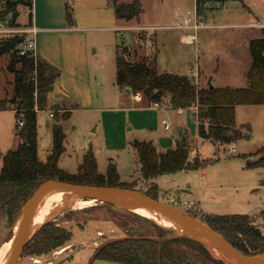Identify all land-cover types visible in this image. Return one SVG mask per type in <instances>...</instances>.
Returning a JSON list of instances; mask_svg holds the SVG:
<instances>
[{"label":"rangeland","instance_id":"obj_1","mask_svg":"<svg viewBox=\"0 0 264 264\" xmlns=\"http://www.w3.org/2000/svg\"><path fill=\"white\" fill-rule=\"evenodd\" d=\"M158 2L159 6L155 11L149 8L141 16L142 23L154 25L146 28L148 36L146 32L138 28H132L129 31L122 28L112 29L111 25H117V20L110 0L100 9L92 8L89 5L90 2L85 0H71L73 14H77L80 21L101 26L96 30L89 31L96 43L91 47V52L93 60L97 58L102 65L100 72L109 88H112V81L115 80L117 72V45H121L119 51L122 57L134 61L143 56L152 58L157 53V68L161 73L176 72L192 77L191 70L196 69L197 65L201 64L202 78L205 81L209 79V77H205V74L210 68L218 65V58L229 61L228 65L231 63V66L232 64H244L247 60L243 56L245 51L249 55L250 62L252 61L250 47L243 42V39L248 35V32L254 33V37L257 36L256 31L260 30L261 32V28L264 26V0H225L223 4L208 8L206 10L207 17L204 20L210 23L212 27L199 30L200 42L197 44L186 43L181 40V32H187L190 29L174 27V25L183 22L179 17L185 15L188 9L194 10L193 0H159ZM7 3V0H0V13L5 12V15L0 18V29H3L0 35L30 37L31 34L24 31L32 23L30 6L17 4L16 9L19 15L15 19V25H10L13 12H6L7 7H9ZM9 5L12 4L9 2ZM161 15L165 18L160 19ZM253 20L259 22L254 26L246 24ZM136 22L137 20H135ZM155 33L158 38L157 45L153 43V38H150V35H155ZM124 47H127L126 50L123 49ZM8 60L9 55H4L0 59V98L6 99L12 95L11 82L14 79V74L6 68ZM245 77L247 79V75ZM192 79L198 86L200 85L195 77ZM164 103H170L168 97L164 98ZM246 108L240 107L239 121L253 122L254 109ZM48 110L46 108L38 113L42 126V141L38 149V156L42 161L47 159L49 153L45 128L50 123L49 120H53ZM187 110L189 122L186 125V135L191 142L190 158L199 156L209 160V162L197 169H183L165 173L153 180L144 179L140 170V160L135 149L130 146L128 153H124L121 162L118 163L122 180L134 182L136 189L143 192L151 191L152 184L156 182L159 186L158 196L161 200L197 215V217H203L207 212L213 214H250L251 218L255 220V224L264 233V219L260 213L264 208V168L251 165L256 159L254 155H251V151H255L261 146L260 144L254 145V142L257 141L256 138L259 139L260 137L254 136L249 139L247 136L231 144H220L210 140L202 141L198 135V122L194 117L195 115L193 116V110L190 107H187ZM4 117L11 122V138H6V131L4 134L1 133L3 142L0 143V153H3L1 149H4L5 152L13 147L15 139H20L18 131L23 127L18 123L15 113L8 111L4 113ZM262 119L261 117L258 121H262ZM174 129L175 124L172 125V129L165 131L173 132ZM232 146H235V151L231 150ZM115 153L110 155H115ZM110 160L107 157L105 159L100 158V170L102 172L106 173ZM80 161L81 158L74 153L69 157L66 156L61 166L67 168L69 172H77ZM2 162L0 159V170ZM191 200L196 201L201 209L195 204H189L188 201ZM97 204L99 205H96V199L93 198H75L56 206L47 215L46 218L49 217L47 221L57 222L71 228L74 234L72 242L41 256L31 255L24 248L17 264H109L95 257L98 249L107 241L123 238L128 234L140 233L153 236L155 239L168 236L170 238L166 241L171 240L168 243L170 249L186 251L194 257L195 255L202 256L205 258L202 259L205 263L211 264V261L206 259L203 249L197 244L172 240L176 237L196 238L184 235V233L180 234L175 229L163 227L154 221L161 227V229L156 228L148 221L129 213L132 211L131 209L105 202ZM82 208L86 209L83 210ZM254 211L256 214H253ZM13 230L14 228L5 229L4 225H1L0 249L3 246L7 248L6 240L11 237ZM165 231V234L160 235ZM201 243L213 257L218 258L206 244Z\"/></svg>","mask_w":264,"mask_h":264},{"label":"trees","instance_id":"obj_2","mask_svg":"<svg viewBox=\"0 0 264 264\" xmlns=\"http://www.w3.org/2000/svg\"><path fill=\"white\" fill-rule=\"evenodd\" d=\"M225 0H196V9L203 15L208 8L223 4ZM6 12H13L10 25H15L19 15L17 4L29 5L32 19L33 0H7ZM9 2L12 4L9 5ZM115 14L118 18L130 20L139 18L144 11L141 0L120 2L113 0ZM5 12L0 13V18ZM67 17L73 23L71 5L67 7ZM23 35L9 36L0 44V59L9 55L6 68L14 74L12 80V95L10 98H0V110L13 108L16 117L24 120L23 127L18 131L20 142L17 147L0 153L3 165L0 170V227L12 229L18 219L20 210L36 187L49 178L76 183L119 186L136 188L134 182L122 180L117 165L110 162L106 173L99 171L97 158L89 149L80 163L77 172H69L59 166V160L65 151L66 137L63 126L58 122L68 118L71 111L60 113L55 108L53 124V147L45 161L38 156V112L47 108L48 92L61 71L37 54L30 52L21 54L20 45ZM252 64L247 73L246 86H213L199 87L192 77L176 72H159L157 54L149 58L144 56L139 60H124L121 52L117 55L116 83L122 90L141 93L148 104L164 102L168 97L171 107L181 109L196 106L195 118L198 121V133L203 140H211L220 144H231L247 137L236 123V107L239 104H264V26L261 34L249 42ZM127 47L123 49L126 50ZM124 52V51H123ZM48 109V108H47ZM26 139V140H25ZM191 142L188 137L178 140L175 147L165 151L159 150L152 140L135 138L130 145L135 149L140 160V170L144 179L153 180L159 175L172 173L183 169H197L205 166L209 160L199 156L190 158ZM252 155V154H251ZM253 155L259 157L251 165H264V145ZM151 191L145 193L159 198V186L152 184ZM99 205V204H96ZM94 206V205H93ZM83 210L86 208H82ZM132 215L148 221L161 229L153 219L135 211ZM264 219V209L260 212ZM197 216V215H195ZM214 229L221 232L236 247L247 254L264 253V233L255 224L250 214H213L207 213L199 217ZM162 232L160 235L165 234ZM71 228L57 222L46 221L24 248L31 255L49 254L61 247L69 245L73 239ZM242 237H241V236ZM149 235L128 234L123 238L105 242L95 254L96 258L133 264H207L202 256L195 257L179 249L168 246L169 241L159 244L158 240ZM212 253L219 254L202 238ZM174 241H186L197 244L203 249L206 259L211 264H227L222 258L213 257L208 249L197 239L176 237Z\"/></svg>","mask_w":264,"mask_h":264},{"label":"crops","instance_id":"obj_3","mask_svg":"<svg viewBox=\"0 0 264 264\" xmlns=\"http://www.w3.org/2000/svg\"><path fill=\"white\" fill-rule=\"evenodd\" d=\"M85 1L90 2L89 5L94 9H100L103 5L105 6L106 3L109 2V0ZM110 1L114 9L113 0ZM118 1L129 2L131 0ZM141 1L144 11L139 18H132L130 20L118 18L114 9L117 25H111V28H122L128 29L129 31L132 28L139 29V27H153L154 25L150 23H142L141 16L142 14H145L149 8L155 11L159 6V0ZM193 3L196 7V0H193ZM68 5H71V0H33L31 25L35 26L37 31L34 34L30 33L31 37H34L35 39L37 55L53 66L59 68L61 71L54 83V87L48 92L47 108L55 110V108L59 107L57 110L60 113H63L65 110L71 111L68 118L60 119L58 121L63 126L66 134L64 140L65 151L60 157L59 166L69 171L67 168L61 166L66 156L69 157L74 153L77 154L78 157L81 158V161L79 162L80 165L85 153L89 149H92L97 158L100 172H102L100 170L101 157L104 159L106 157L111 159L108 162V165L110 162H114L118 167L122 155L128 153L131 146L130 142L135 138L152 140L159 150L162 151L175 147L178 140L187 137L186 125L189 122L187 108L177 109L171 107L170 103L166 107H157L153 104H148L143 99L141 93H133L129 90L120 89L116 83V75L114 78L115 80L112 81V88H109L100 72L102 65L97 58H94L93 60L91 52V47L96 43L94 41L95 38H93V35H91L89 31L96 30L101 26L91 25L80 21V18L75 13L73 14V23H70L67 17ZM202 14V16L207 17V11ZM162 15L160 19L165 18ZM135 20H137L136 23ZM257 22L259 21L253 20L246 24L252 26L251 24L255 25ZM174 27L177 26L174 25ZM146 31L147 30L144 32ZM191 32L193 31L188 30L187 32H181V40L193 44L200 42V31L197 33L194 41H189L187 39V35ZM146 34L148 33L146 32ZM247 34L248 35L245 36L243 42L249 46L250 39L254 37V33L248 32ZM256 34L259 36L261 34L260 30L256 31ZM150 38H153V43L157 45V34H151ZM120 46L121 45H117L116 47L117 55ZM243 56L247 58L246 63L232 64V66L231 63L228 65L229 61L218 58V65L210 68L208 73L205 74L206 78L209 77L207 81L202 78L203 69L201 64L197 65L196 70L198 71V78L196 80L200 84L199 87H207L210 84L218 87L246 86L248 84V79H246L245 76L251 67L252 61L250 62L247 52L245 53L244 51ZM242 106L247 107L246 109H254L253 122L239 121V109ZM190 108H192L194 116L195 107L191 106ZM8 111L13 112L16 115V110L13 108L0 110V143L3 142V139H1V133L4 134L5 131L7 133L6 138H11V122L4 117V113H7ZM261 117L263 118L262 121H258ZM163 118L172 120L171 122L168 120L171 124L169 128L165 127V124L162 122ZM49 122L47 128H45V132L47 136V150L50 153L53 147V124L55 119L49 120ZM236 123L243 133H246L249 136V139L254 136L260 137L259 139L256 138L257 141L254 142L255 146H258V144L261 146L264 145V104L237 105ZM174 124L175 129L173 132H166L172 129V125ZM243 126L244 128H242ZM199 138L202 141H206L200 136ZM41 141L42 126L38 117V149ZM19 142L20 139H15V143L11 148L17 147ZM260 147H258L257 150ZM257 150L251 151V154L253 155V152H256ZM1 152L5 153L7 151L4 152V149H1ZM113 152L116 153L111 156L110 154ZM254 157L257 159L259 156L254 155ZM258 167L264 168V165ZM128 174L130 175V173ZM120 176L122 178L121 173ZM188 203L195 204L200 208V205L194 200L188 201ZM253 214H256V211H254ZM100 260L106 261L109 264H133L106 259Z\"/></svg>","mask_w":264,"mask_h":264},{"label":"water","instance_id":"obj_4","mask_svg":"<svg viewBox=\"0 0 264 264\" xmlns=\"http://www.w3.org/2000/svg\"><path fill=\"white\" fill-rule=\"evenodd\" d=\"M1 48L2 45L0 44V49ZM123 59L127 60V58L124 56ZM213 86V84L210 85V87ZM63 188H68L72 192L79 194L85 199H96V204L101 202L111 203L120 207L131 209L132 211H135L131 208L135 205L154 207L183 226L186 229L184 235L194 237L204 244L206 243L202 238L206 237L211 240V242L221 252L230 257V259L222 258L227 264H235L231 259H234L238 264H264V253H245L236 247L232 242H230L226 236H224V234L214 229L201 218L189 213L182 208L155 198L143 192L142 190L119 186L76 183L72 181H63L57 178H49L41 182L36 187L32 195L24 203L22 211L18 216V218L20 217L19 229L13 245L12 254L7 264H17L23 253L25 244L32 237L30 236V224L39 199L43 194L50 190ZM147 238H150V236ZM169 238L170 237L168 236H164L158 238L157 240L159 244H161L163 241Z\"/></svg>","mask_w":264,"mask_h":264},{"label":"bare ground","instance_id":"obj_5","mask_svg":"<svg viewBox=\"0 0 264 264\" xmlns=\"http://www.w3.org/2000/svg\"><path fill=\"white\" fill-rule=\"evenodd\" d=\"M75 198H83L79 194L72 192L68 188L57 189V190H50L42 195L39 199L36 207L35 212L33 214L31 224H30V236L36 233L39 228L47 221V215L59 204L73 200ZM135 212L140 214L146 215L147 217L153 219L156 223L163 227H171L175 229V231L179 232L180 234L185 233L186 229L177 223L175 220L171 219L168 215L164 214L160 210L144 205H135L131 207ZM20 224V217L16 220L14 224V230L9 239L6 240V244L8 245L7 248L5 246L1 247L0 249V264H7L10 256L12 254L13 245L16 239V235L18 232V226ZM204 239L216 250L219 254H215L218 258H225L230 259L229 256L225 255L221 252L208 238L204 237ZM210 249V248H209ZM211 250V249H210ZM212 251V250H211ZM213 252V251H212ZM218 255V256H217ZM235 264H238L234 259H231Z\"/></svg>","mask_w":264,"mask_h":264},{"label":"built area","instance_id":"obj_6","mask_svg":"<svg viewBox=\"0 0 264 264\" xmlns=\"http://www.w3.org/2000/svg\"><path fill=\"white\" fill-rule=\"evenodd\" d=\"M204 18H205L204 16H202L198 13L196 7H194V10L188 9V11L186 12L185 15H181L179 17V19H181L183 22H180L179 24H177L175 26H177L179 28H187V29L192 30L193 32H191L189 35H187V39L189 41H194L196 39L197 32L200 29L205 28V27H212V25H210V23L205 22ZM251 25L254 26V24H251ZM146 28L147 27H139V30L144 32L146 30ZM24 31L27 33L34 34L37 30H36L35 26L30 25V27L28 29H24ZM0 32H3V29H0ZM6 38L7 37H5V36H3V34H1L0 35V42ZM19 52L21 54H25L27 52H30V53L36 55L37 53H36V49H35L34 37L30 36V37L26 38V36H24L23 42L20 45ZM191 74L193 75V77H195V79L198 78V71L196 69H192ZM153 105L157 106V107L168 106V104H166L164 102H154ZM194 107L196 110V106H194ZM48 111H49L50 117H52L54 119V116H55L54 111L55 110L51 108ZM162 122L165 124L166 128H169L171 126L170 122L166 118H163ZM18 123L23 126L24 120L22 118H20V119H18ZM231 150L235 151L236 150L235 146H232Z\"/></svg>","mask_w":264,"mask_h":264}]
</instances>
